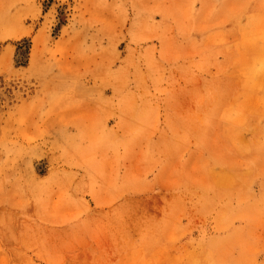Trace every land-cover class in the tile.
Wrapping results in <instances>:
<instances>
[{
	"label": "rangeland",
	"instance_id": "obj_1",
	"mask_svg": "<svg viewBox=\"0 0 264 264\" xmlns=\"http://www.w3.org/2000/svg\"><path fill=\"white\" fill-rule=\"evenodd\" d=\"M0 264H264V0H0Z\"/></svg>",
	"mask_w": 264,
	"mask_h": 264
},
{
	"label": "bare ground",
	"instance_id": "obj_2",
	"mask_svg": "<svg viewBox=\"0 0 264 264\" xmlns=\"http://www.w3.org/2000/svg\"><path fill=\"white\" fill-rule=\"evenodd\" d=\"M64 18V17H63Z\"/></svg>",
	"mask_w": 264,
	"mask_h": 264
}]
</instances>
